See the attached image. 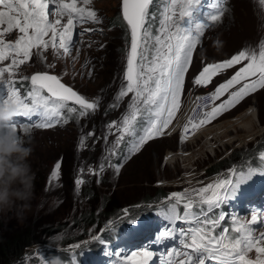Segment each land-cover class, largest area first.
I'll list each match as a JSON object with an SVG mask.
<instances>
[{"label":"rangeland","instance_id":"rangeland-1","mask_svg":"<svg viewBox=\"0 0 264 264\" xmlns=\"http://www.w3.org/2000/svg\"><path fill=\"white\" fill-rule=\"evenodd\" d=\"M214 3L216 0H202L201 16ZM77 6L97 10L102 23H84L82 28L100 31L85 33L80 37L74 35L76 47L72 49V56L76 57L75 63L72 57L56 59L49 49L44 53L47 60L33 56L26 64L19 66L14 79L19 82L22 76L30 78L33 73L45 71L61 75L62 82L74 90L86 97L99 98L100 106L94 115L73 119L67 125L61 124L50 129L36 127L42 122L39 119L17 125L18 134L34 148L30 162L35 174L36 199L33 201V211L26 220L19 222L15 218H3L0 219V225L5 233L11 229H30L42 237L44 233L51 232L50 239L59 241V247L55 244H33L24 249L21 257L8 264H47L48 258L59 255L50 254L48 250L60 252L89 244L97 245L99 249L98 243L103 241L101 234L105 233L103 236L106 239L111 233L123 229L136 212L150 208L151 203L148 201L155 200L157 194L164 192L166 197L162 200L166 201L172 192H183L222 178L228 179L230 168L239 171L250 167L245 164V159H248L245 157L249 154H253L251 158H257L264 164V160L260 158V153L264 152V90H261L211 124L245 117L253 110L254 114L249 119L240 122L228 120L212 130L208 139L203 137L201 143L197 141L195 145L180 144L174 137H156L148 141L139 152L120 161L123 166L117 173L114 167L109 166L117 163L116 157L107 159L108 150L117 133L114 128L110 132L107 125L111 121H122L123 116L130 111L127 106L132 94L119 101L118 107H110L122 86L130 31L121 16V0H92L89 5L78 2ZM163 6L164 0H155L150 6V12L156 14L153 30L159 26ZM225 6L227 11L224 17L215 27L205 31L201 44L193 51L192 64L185 79V94L181 97V108L193 93L213 90L235 71H225L206 88L193 87L190 81L203 64L227 59L242 48H258L260 42L264 41V17L261 12L264 5L259 0H225ZM66 19L65 17L64 20ZM247 30L252 31L247 34V38H243L242 34ZM15 36L13 33L5 39H15ZM10 62H0V67ZM86 62L88 66L85 68L83 66ZM50 64L54 67L49 68ZM89 71L92 73L90 77ZM7 75L5 73V78ZM17 87L23 96L31 88L30 79L22 84L18 83ZM235 124L238 125L234 127ZM7 130V127L0 128V134ZM89 132H95V137L87 138L81 147L80 138L87 136ZM123 154L127 155V148ZM228 160L237 162L224 165ZM58 161L61 168L59 179H56L52 177V170ZM242 162L244 166L241 165ZM102 163L104 170L101 172L99 166ZM216 167L217 171L213 169ZM81 169L84 171L81 172ZM90 170H95V174ZM78 177L84 180L79 188L75 184ZM258 180L259 175H256L248 183L241 185L234 197L235 194L240 196L246 192ZM233 199L222 206L228 214L226 222L230 232L238 226L237 221L247 223L251 221L253 214L258 219L264 217V210H261L263 208H251L245 204L243 209L238 210ZM124 209H129V212L125 214ZM136 209L140 210L134 211ZM254 232H264V227L256 224ZM93 236H99L100 240L93 239ZM65 239L75 241L62 247L61 243ZM176 241L174 249L184 251L180 240ZM107 242L109 244L101 243L99 254H106L102 259L110 254H116L126 264L139 259L129 258L133 252L140 253L142 249L126 246L119 253L121 245L110 247L113 245L112 241ZM74 245L79 247H73ZM62 256H66V253ZM255 256V252L249 253L250 258L254 259Z\"/></svg>","mask_w":264,"mask_h":264},{"label":"snow or ice","instance_id":"snow-or-ice-1","mask_svg":"<svg viewBox=\"0 0 264 264\" xmlns=\"http://www.w3.org/2000/svg\"><path fill=\"white\" fill-rule=\"evenodd\" d=\"M78 2L89 5L92 0H0V62L11 61L0 67V100L17 108L16 116L5 127L17 128L20 124L18 118L25 117L30 122L33 118L41 120L36 127L50 129L67 125L73 119L87 118L99 109V98L86 97L74 90L62 82L61 75L45 71L36 72L30 78L22 76L19 82L14 79L19 66L33 56L47 60L44 53L49 49L56 59L72 57L75 63L76 57L72 56V49L76 47L74 35L80 37L100 31L82 28L84 23H102L97 10L78 7ZM154 3L155 0H122V18L130 28V48L122 86L110 107H118L119 101L132 95L127 106L130 111L122 121H111L107 125L110 132L114 128L117 133L107 157L109 160L116 157L117 163L109 166L114 167L117 173L123 166L120 161L139 152L148 141L170 133V125L181 109L193 51L201 44L205 31L215 27L227 11L225 0H216L202 16V0H164L159 26L153 30L156 14L149 9ZM259 3L264 5V0H259ZM13 33L16 34L15 39H5ZM87 66L86 62L83 67ZM52 67L54 65L50 64L49 68ZM229 69H235L230 77L207 95L196 96L192 101V114L183 125L182 142L189 133L194 135L246 98L264 90V41L258 48H242L227 59L203 64L190 84L206 88L214 78ZM91 75L89 71L88 76ZM29 79L31 88L21 96L17 84ZM89 137L94 138L95 132L80 138L81 147ZM125 148L127 155L123 154ZM260 158L264 160V152L260 153ZM60 168L58 161L52 170L53 178L59 179ZM99 170H104L103 163ZM90 171L95 174V170ZM228 171V179L172 192L166 198L165 211L160 213L165 224L154 243L179 239L184 251L167 252L168 256L177 257L176 264H264V232H254L256 224L264 227V217L258 219L253 214L247 223L237 221L238 226L230 232L223 226L228 214L222 210L226 201L235 198L234 193L241 185L256 175L264 176V167L239 171L230 168ZM83 183L79 177L75 180L77 188ZM179 205L183 207V215ZM124 212L127 214L129 209H124ZM130 222L135 224L137 221L131 219ZM178 223L193 226L177 228ZM93 239L100 240V237L93 236ZM252 252L256 253L254 259L249 257ZM156 255L144 248L140 253L133 252L129 259L139 257L136 264H148Z\"/></svg>","mask_w":264,"mask_h":264},{"label":"clouds","instance_id":"clouds-1","mask_svg":"<svg viewBox=\"0 0 264 264\" xmlns=\"http://www.w3.org/2000/svg\"><path fill=\"white\" fill-rule=\"evenodd\" d=\"M16 114L14 104L0 100V128L8 125ZM7 129L0 134V219L15 218L22 222L33 211L36 199L35 174L30 162L34 148L18 134L17 128ZM52 242L59 247L55 238ZM47 264H67V261L53 255Z\"/></svg>","mask_w":264,"mask_h":264},{"label":"trees","instance_id":"trees-1","mask_svg":"<svg viewBox=\"0 0 264 264\" xmlns=\"http://www.w3.org/2000/svg\"><path fill=\"white\" fill-rule=\"evenodd\" d=\"M252 155L253 154H249V156L245 157V158H248V159H245V160H247L246 161L247 163H245V164H251V165L256 164V165H258L259 159L251 158ZM231 163H234V162L233 161L231 162L230 160H228V161H226V163L224 165H229ZM245 164L242 162L241 165L244 166ZM236 166H238V165H236ZM213 169L215 171L218 170L217 167L213 168ZM158 190L162 191L160 189H158ZM165 197H166V194L164 192H161V194H157L154 197L155 200L148 201L149 203H151V206H150V208L147 209V211H146V209L142 210V211H138L140 209L134 210V211H138V212H136V215L133 216V217H135L134 219L137 222L135 224H133V223L129 224L127 226V228L131 229L133 225H137L141 221H146V222L149 221L151 216L141 217L139 219H136L137 216L142 215V212L143 213L147 212L146 215H150L151 210H155V209H156L155 211L163 210V212H164L166 201H163L162 199ZM178 208L181 211L180 205L178 206ZM2 229H3V227L0 225V262L2 264H8V263L14 261L15 259L21 257V254L23 253L24 249L28 246L33 245V244H43V243L48 244V245L54 244L52 242V240L50 239L51 232L50 233L48 232V234L44 233V235L42 237H39L34 233L33 230H30V229H27L26 231H22V229H11L8 233H5V230L4 229L2 230ZM116 233H118V232L115 231V232L111 233L108 237H106V240H112L113 237L116 235ZM103 238H104V236H103ZM74 241L75 240H72V239H70V240L65 239L61 243V246L66 247L69 243H72ZM98 245H99V243H98ZM94 248H97V245L89 244V245L82 247V248H79V249L69 248L67 250H63L60 252L48 250V252L50 254L57 253L60 256H62V254H64V253H66V256H62V257L64 258L65 261H67V264H83L87 258H91V255L96 253ZM44 250H46V249H44Z\"/></svg>","mask_w":264,"mask_h":264},{"label":"built area","instance_id":"built-area-1","mask_svg":"<svg viewBox=\"0 0 264 264\" xmlns=\"http://www.w3.org/2000/svg\"><path fill=\"white\" fill-rule=\"evenodd\" d=\"M212 90L204 91V92H196L193 93L188 101L183 105L181 108L179 114L175 117V119L172 122V125H170V133L165 135V137H174L180 144H186V145H195L196 142L201 143L203 136L200 135V132L202 129H205V127H208L212 124H209L201 129H199L194 135L191 133L188 134V138L185 139L183 142L181 141V135L183 134V125L186 123L187 118L189 115H191V107H192V101L196 96H204L207 95V93H210ZM198 122V121H197ZM215 124V123H213ZM167 131V130H166ZM177 151V150H176ZM173 151V152H176Z\"/></svg>","mask_w":264,"mask_h":264},{"label":"bare ground","instance_id":"bare-ground-1","mask_svg":"<svg viewBox=\"0 0 264 264\" xmlns=\"http://www.w3.org/2000/svg\"><path fill=\"white\" fill-rule=\"evenodd\" d=\"M261 12H262V15H263V17H264V9H262ZM255 27H256V26H255ZM251 31H252V30L244 31V33L242 34L244 37H243V36H242V37H243V38H247V34H248L249 32H251ZM245 33H246V35H245ZM238 50H239V49H238ZM51 53H52V52H51ZM52 55H53V54H52ZM253 114H254V111L251 110L250 113H248L247 115H245V117H239V118H236V119H227V120L220 121V122H218V123L215 122V124H212V125H210V126H208V127H205V129H202L201 132H200V135H202L204 138L208 139V136L211 134L212 130L218 128L220 125H223V124L227 123L228 120H229V121H234V122H236V120H239V122H240V120L249 119L250 117L253 116ZM18 119L20 120V123H21V122H30V121H27V120L21 119L20 117H19ZM36 120H37V119L33 118V122L36 121ZM236 125H238V124H235V125H233V126L235 127ZM166 154H167V153H166ZM222 179H223V178H222ZM222 179H220V180H222ZM261 210H264V209H261Z\"/></svg>","mask_w":264,"mask_h":264},{"label":"water","instance_id":"water-1","mask_svg":"<svg viewBox=\"0 0 264 264\" xmlns=\"http://www.w3.org/2000/svg\"><path fill=\"white\" fill-rule=\"evenodd\" d=\"M121 8H122V0H121ZM121 16H122V11H121ZM125 23H126V21H125ZM127 24V23H126ZM129 27V26H128ZM129 31H130V28H129ZM129 48H130V45H129ZM33 74H35V73H33ZM50 74H53V73H50Z\"/></svg>","mask_w":264,"mask_h":264}]
</instances>
